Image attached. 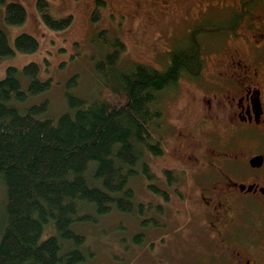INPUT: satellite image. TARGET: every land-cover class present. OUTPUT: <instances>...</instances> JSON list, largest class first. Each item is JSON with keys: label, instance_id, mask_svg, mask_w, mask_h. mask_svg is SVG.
Wrapping results in <instances>:
<instances>
[{"label": "trees", "instance_id": "1", "mask_svg": "<svg viewBox=\"0 0 264 264\" xmlns=\"http://www.w3.org/2000/svg\"><path fill=\"white\" fill-rule=\"evenodd\" d=\"M100 5L104 2L97 0ZM0 6L8 25L26 20L20 3L0 0ZM49 7L47 0L36 1L47 28L71 26L72 16L56 18ZM93 17L99 19L96 10ZM218 31L210 24L197 26L182 45L167 52L169 61L161 70L142 63L121 66L124 42L107 29L99 31L94 41L105 53L93 61L99 84L95 97L75 93L79 75L74 73L65 82L66 109L58 114L52 113L48 99L31 101L53 84L51 78H40L37 63L5 70L0 79V264H85L93 252L85 247L87 238L76 229L78 224L98 225L113 212L140 216L141 227L162 225L160 215L168 219L167 204L177 197L175 167L163 170L162 187L150 167L151 158L166 150L162 94L183 77L201 75L202 36L197 35ZM38 48L30 33L17 35L10 44L0 29V59ZM137 178L160 197L156 203L136 199L131 183ZM133 236L134 243L145 238L138 232Z\"/></svg>", "mask_w": 264, "mask_h": 264}, {"label": "rangeland", "instance_id": "2", "mask_svg": "<svg viewBox=\"0 0 264 264\" xmlns=\"http://www.w3.org/2000/svg\"><path fill=\"white\" fill-rule=\"evenodd\" d=\"M6 1L18 2L26 11L23 24L10 26L3 20V6H0V29L7 34L9 43L12 44L21 33H30L39 43V48L33 53L18 52L12 57L0 59V79L9 66L19 69L31 61L37 63L40 66V78H51L53 84L50 91L35 96L31 101L48 99L53 114L66 109L63 96L65 82L74 73L79 75L75 93L95 97L99 84L93 61L105 51L94 41V36L101 30L107 29L111 37L117 36L124 42L126 51L118 60L121 66L142 63L158 70L164 69L165 63L169 61L167 52L182 45L186 41L183 37L187 31L202 17L211 19L207 24L218 30L228 27L233 35L237 30L232 19L224 18L229 14L228 5L232 6L238 0H101L104 5L100 6H96L97 0H47L54 17L72 16L71 26L61 31L47 28L36 10L37 0ZM258 9L254 10V15L258 16L253 21L255 28L260 25L256 20L264 19V14L261 15ZM95 10L99 19H92ZM237 32L245 34V37L251 35L246 32L245 25ZM197 36H202L200 45L205 57L201 75L194 80L183 77L173 90L162 94V136L165 137L166 150L163 156L150 160V167L157 176L155 183L159 187H162L165 168L196 164L191 158L196 157L195 152L206 149L203 139L205 141L208 136L205 137L204 133L213 131L218 139L222 135V127L218 126V121H221L217 117L223 112L220 110L218 95L214 94L215 89L210 90L212 85L209 82H219L213 73L220 70V64H227L230 52L228 48H222L223 35L218 32ZM244 39L228 38L226 43L238 46L240 56L243 57L246 54ZM208 95L212 96L211 109L205 107ZM131 186L138 201L150 200L156 203L160 199L146 190L145 181L140 178L133 179ZM2 193L0 187V202L3 200ZM175 200L167 204V210L171 212L169 216L166 211L168 219L161 215L157 217L162 223L157 227H141L140 216L131 217L115 212L102 218L98 225L78 224L76 229L87 238L85 247L89 246L93 252L85 264H185L189 254H185L187 249L182 243V237H189L192 229L184 226V216L177 212L179 208L188 211V206H181V202ZM155 215L153 211L150 212V216ZM137 232L145 235L141 243L133 242V235Z\"/></svg>", "mask_w": 264, "mask_h": 264}, {"label": "flooded vegetation", "instance_id": "3", "mask_svg": "<svg viewBox=\"0 0 264 264\" xmlns=\"http://www.w3.org/2000/svg\"><path fill=\"white\" fill-rule=\"evenodd\" d=\"M233 5L224 19L233 20L235 35L228 27L218 31L230 58L213 73L219 82H209L223 112L217 117L222 135L218 139L213 131L204 133L206 149L191 158L196 164L175 168L176 199L188 206V211L177 212L192 229L182 237L185 254L192 256L185 264H264V19L256 20L258 28L253 22L256 8L264 14V0ZM243 12L246 17L232 18ZM209 21L202 17L187 34ZM244 25L251 34L247 37L237 32ZM236 37H245L243 57L238 46L226 43ZM211 106L208 95L205 107Z\"/></svg>", "mask_w": 264, "mask_h": 264}]
</instances>
